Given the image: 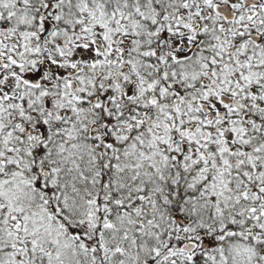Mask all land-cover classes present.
<instances>
[{
	"label": "snow or ice",
	"instance_id": "obj_1",
	"mask_svg": "<svg viewBox=\"0 0 264 264\" xmlns=\"http://www.w3.org/2000/svg\"><path fill=\"white\" fill-rule=\"evenodd\" d=\"M0 264H264V0H0Z\"/></svg>",
	"mask_w": 264,
	"mask_h": 264
}]
</instances>
